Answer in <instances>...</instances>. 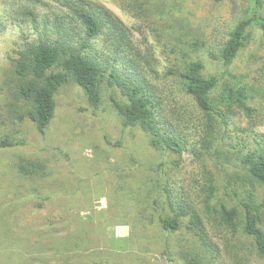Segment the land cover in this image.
Instances as JSON below:
<instances>
[{"label":"rangeland","instance_id":"obj_1","mask_svg":"<svg viewBox=\"0 0 264 264\" xmlns=\"http://www.w3.org/2000/svg\"><path fill=\"white\" fill-rule=\"evenodd\" d=\"M24 1L0 0V139L9 136L22 142L0 148V264H186L182 252L208 255L186 225L176 233L160 227L161 208L154 199L163 202L165 197L157 187L177 180L176 187L183 185L195 198L206 172L212 171L222 184L226 173L246 175V170L238 161L211 150L178 157L154 148L141 128L123 125L115 101L124 97L107 80L98 108L76 82L63 85L56 95L55 117L45 133L31 119L21 118L27 102L19 93L13 59L26 38L35 37L31 20L16 12ZM45 1L39 7L43 13L50 6L56 8L51 0ZM94 1L109 7L130 28L141 55L138 65L192 142L197 143L202 132L196 117L199 111L168 73L179 63L181 51L203 61L205 76L229 71L253 86L252 104L261 115L256 130L264 132L261 27L257 23L250 27L246 46L229 66L212 59L206 48L218 47L243 18L264 16V0ZM129 1L142 2L148 15L137 16L126 9ZM105 43L101 37L96 48L108 60ZM195 44L202 48L193 52ZM237 122L247 126L243 117ZM29 160L40 165V170L25 175L20 165ZM259 187L263 194L264 186ZM224 191L222 187L221 196ZM205 220L212 239L226 250L233 234L206 216ZM68 237L86 242L84 250L68 253L67 258L64 250L58 252V241ZM236 237L244 252H253L251 240L240 233ZM69 246L75 249V244ZM250 263L264 264L256 255Z\"/></svg>","mask_w":264,"mask_h":264},{"label":"trees","instance_id":"obj_2","mask_svg":"<svg viewBox=\"0 0 264 264\" xmlns=\"http://www.w3.org/2000/svg\"><path fill=\"white\" fill-rule=\"evenodd\" d=\"M51 1L56 8L50 6L44 13L39 7L45 5V0H25L16 8L18 14L31 20L35 34L26 38L13 59L19 93L27 102L21 118L31 119L38 130L45 133L55 117L56 95L63 85L76 82L90 104L98 108L103 101L102 84L109 81L124 97L115 101L123 125L141 128L154 148L178 157L190 151L207 153L211 150L215 155L238 161L246 170V175L226 173L222 184L212 171L206 172L205 183L201 184L195 198L183 185L176 187L177 180L157 187L165 197L163 202L154 199L161 208L160 227L176 233L186 225L205 247L204 254H208L183 255L182 252L186 264H249L254 255L264 262V193H260L259 187L264 186V132L256 130L261 124V115L252 104L255 88L229 71L205 76L203 61L181 51L179 63L170 67L168 73L199 111L196 117L202 132L194 143L181 120L166 110L164 97L138 65L136 59L141 56L140 51L134 44L132 31L118 15L94 0ZM126 9L136 12L137 16L148 15L142 2L129 1ZM254 23L264 34L263 15L243 18L218 47H206L209 56L225 66L231 65L246 46L248 31ZM2 29L0 21V32ZM101 37L106 39L108 60H104L96 48ZM200 48L195 44L193 52ZM240 117L247 120V126L237 122ZM21 143L6 136L0 139V148ZM20 170L32 175L40 170V165L29 160L20 165ZM233 203L239 204L241 209ZM205 213L206 218L233 234L228 238L226 250L212 239ZM238 233L251 240L253 252L247 254L237 245ZM72 239L58 241V252L64 250L67 258L68 253L84 250L85 239L79 242ZM72 244L75 249L69 246Z\"/></svg>","mask_w":264,"mask_h":264}]
</instances>
